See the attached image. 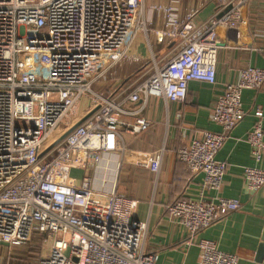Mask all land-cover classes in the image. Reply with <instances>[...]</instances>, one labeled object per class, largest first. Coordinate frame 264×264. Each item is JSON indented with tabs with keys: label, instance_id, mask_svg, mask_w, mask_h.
<instances>
[{
	"label": "built area",
	"instance_id": "1",
	"mask_svg": "<svg viewBox=\"0 0 264 264\" xmlns=\"http://www.w3.org/2000/svg\"><path fill=\"white\" fill-rule=\"evenodd\" d=\"M145 1L0 0V242L17 247L43 237L49 250L38 264H161L146 248L148 223L135 218L138 201L107 185L101 170L130 157L159 175L163 151L130 150L127 136L152 127L142 115L150 98L185 102L191 82L216 84V28L239 30L249 0H219L221 10L232 9L204 24L195 20L197 8L181 13L179 0L155 2L149 10L162 18L159 29L149 26ZM140 34L151 49L150 71L110 92L99 90L123 62L140 61L132 54ZM152 37L174 42L171 57L155 56ZM263 85L264 68L241 69L211 113L223 132L205 131L178 149L187 169L203 174L201 195L222 190L227 163L217 154L246 117L243 92ZM84 99L88 110L68 124ZM255 116L247 141L260 163L261 108ZM245 182L250 193L260 190L264 169L247 167ZM240 207L238 199L201 196L167 210L188 234L186 244L199 247V264H238L237 255L198 236Z\"/></svg>",
	"mask_w": 264,
	"mask_h": 264
},
{
	"label": "crops",
	"instance_id": "2",
	"mask_svg": "<svg viewBox=\"0 0 264 264\" xmlns=\"http://www.w3.org/2000/svg\"><path fill=\"white\" fill-rule=\"evenodd\" d=\"M155 2L166 0L145 1L149 26L159 29L163 26L162 18L149 10V6ZM178 7L181 13L197 8L195 20L198 24L207 23L213 16H219L224 11L221 10L219 0H179ZM242 12L244 23L239 30L223 26L216 28L220 41L216 84L191 82L185 102L150 98L142 115L152 120V127L138 136H127L130 150L163 151L164 159L159 175L136 164L121 165V170V166L116 165V173V169L110 170L111 178L115 177V182L111 179L110 186H114L119 194L138 201L135 218L148 223L146 248L158 254V262L161 264H199V247L186 244L188 234L170 217L167 208L179 199L196 200L201 196L206 200L215 197L238 199L241 207L202 231L198 239L215 241L221 251L237 255L238 264H264V251L261 254V247L264 245V187L250 193L245 182L247 167L264 169V156L260 163H256L247 141L257 121L256 110L261 108L264 113V85L259 89L243 92L246 117L229 134L217 154L219 161L227 163L220 192L206 191L201 195L203 174L192 173L178 158V149L188 145L193 139L201 138L205 131L223 132L219 125L211 121V113L217 97L223 93L228 83L236 80L238 72L246 66L264 68V0H249ZM152 38L155 56L159 60H167L174 42H160L155 37ZM132 54L140 58L138 62L133 61L138 64L150 61L151 49L143 34L138 36ZM120 68L127 73V68L130 67L121 65ZM133 74L134 72H129L124 77L121 76L123 80L114 84L104 83L105 90H99L110 92L111 88L116 89L126 83ZM136 80L138 79L134 82ZM86 103L88 105L89 102L85 99L81 102L83 107ZM121 174L127 176L128 187L120 183Z\"/></svg>",
	"mask_w": 264,
	"mask_h": 264
},
{
	"label": "rangeland",
	"instance_id": "3",
	"mask_svg": "<svg viewBox=\"0 0 264 264\" xmlns=\"http://www.w3.org/2000/svg\"><path fill=\"white\" fill-rule=\"evenodd\" d=\"M152 39L153 38H150L151 42H152ZM151 44H152V49H153V42ZM151 64L152 62L150 61H146L143 64H138L136 62L127 60L123 62L121 65L130 67V68H127L130 73L134 72L133 76L131 77L132 79L129 78L127 80L128 83H130L134 81L136 78L139 79V77L144 75L146 71H150ZM121 65H119L114 71H112V73L106 76V79L104 81L105 84L106 83L114 84L118 81L120 82L123 80L121 76L124 77L123 75H126L129 73V72L126 73L122 71V68L119 69ZM102 84L99 85L98 89L105 90L106 85H104V83ZM81 102H83V100ZM79 105H78L77 112L67 121L68 124L74 123L77 120V118H79L81 115H83L88 110L87 103L85 104L84 107L81 103H79ZM130 164H134L132 162V159L130 157H126L124 159V163H122V166H130ZM122 166L120 170L122 169ZM113 168L114 166H109V167L105 166L101 170L102 171L101 175L109 181L107 182V185L108 184L112 185L111 183L112 172L111 171ZM105 171H108L106 176L104 174ZM72 175L78 178L82 176L81 172L77 170H74L72 172ZM120 183L123 186H127V187L129 186L128 185L129 182H128L126 175L124 174L120 175ZM48 250H49V243L45 241L44 238L41 236H35L29 243L22 245V246H17V247H11V246H8L0 242V264H38L39 260L47 254Z\"/></svg>",
	"mask_w": 264,
	"mask_h": 264
},
{
	"label": "water",
	"instance_id": "4",
	"mask_svg": "<svg viewBox=\"0 0 264 264\" xmlns=\"http://www.w3.org/2000/svg\"><path fill=\"white\" fill-rule=\"evenodd\" d=\"M232 9V6L231 5H229L220 15H219V17H221L222 15H224L225 13H227V12H229L230 10ZM82 122V121H81ZM80 122V123H81ZM72 130V129H71ZM71 130H69L63 137H65L68 133H70V131ZM264 251V245H262V247H261V254H262V252Z\"/></svg>",
	"mask_w": 264,
	"mask_h": 264
},
{
	"label": "bare ground",
	"instance_id": "5",
	"mask_svg": "<svg viewBox=\"0 0 264 264\" xmlns=\"http://www.w3.org/2000/svg\"><path fill=\"white\" fill-rule=\"evenodd\" d=\"M115 169H116V168H115ZM116 172H117V169L115 170V173H116ZM114 178H115V177H113L112 179H113V181L115 182ZM113 187H114V186H113ZM113 187H112V188H113Z\"/></svg>",
	"mask_w": 264,
	"mask_h": 264
}]
</instances>
